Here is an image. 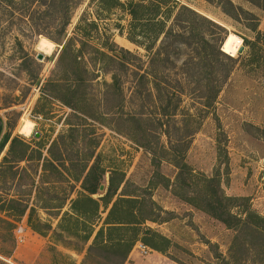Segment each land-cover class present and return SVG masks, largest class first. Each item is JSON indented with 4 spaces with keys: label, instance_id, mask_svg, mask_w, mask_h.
I'll use <instances>...</instances> for the list:
<instances>
[{
    "label": "rangeland",
    "instance_id": "1",
    "mask_svg": "<svg viewBox=\"0 0 264 264\" xmlns=\"http://www.w3.org/2000/svg\"><path fill=\"white\" fill-rule=\"evenodd\" d=\"M130 1L135 0H120L123 4ZM174 1L224 28L223 44L229 46L222 44L223 49L240 57L184 155L197 177L183 173L177 182L178 170L170 162L154 164L149 151L125 135V126L119 122L120 94L108 93L104 84L111 82L108 69H101L102 63L96 61L90 68L93 80L78 88L73 81L77 72L71 58L73 46L60 59L62 46L30 28L32 25L40 32L62 22L57 12L48 11L39 2L29 19L27 0L0 5V141L8 134L9 140L18 138L29 146L28 157L20 162H15L14 154L8 155L10 141L0 151V196L3 200L18 199L26 206L25 215L13 228L6 222L16 211H0V264L106 263L101 257L87 258L92 238L84 239V221L63 217L70 213L71 202L84 192L82 182L94 163V177L102 175L104 188L93 199L105 194L110 177L115 183L124 178L117 194L124 188L127 193L144 195L157 206L156 222H146L145 226L166 237L169 246L165 253L154 254L162 262L136 264H264V0ZM65 4L73 9L68 37L73 36L82 14L93 20L95 12L99 13L97 3L91 0H65ZM101 18L102 39L92 46H102L109 37V43L145 60V51L127 40L130 16L125 10H114ZM41 38L54 45L52 51L37 49ZM241 46L243 51L237 54ZM37 54L43 55L42 60H37ZM67 91L86 97L84 113L78 111L73 99L64 103L54 98ZM182 108L194 112L189 99H184ZM156 141L153 137L144 142L157 151ZM160 141L165 142V137ZM21 148L17 144L14 150ZM6 155L9 162L1 168ZM201 176L215 177L222 194L231 199L224 200L221 209L228 212L225 218L233 227L206 211L209 188ZM29 214L39 232L29 227ZM106 216L107 211L100 210L96 230ZM247 216V225L254 218L255 225H250L257 229L242 224ZM17 225L23 228L19 242L14 233ZM133 249L138 259L153 255L151 249L148 256L135 246Z\"/></svg>",
    "mask_w": 264,
    "mask_h": 264
},
{
    "label": "trees",
    "instance_id": "2",
    "mask_svg": "<svg viewBox=\"0 0 264 264\" xmlns=\"http://www.w3.org/2000/svg\"><path fill=\"white\" fill-rule=\"evenodd\" d=\"M13 1L23 3L22 0H0V5L10 6ZM91 1L97 3L99 13L95 12L93 20L86 19L82 14L74 27L73 36L68 37L67 28L73 9L65 6V0H27L31 6L27 8L26 14L29 19L34 16L39 2L63 19L49 28L40 29V32L32 25L30 28L62 46L60 59L73 46L71 58L77 68L73 81L78 88L93 80L90 79V68L95 67V62L102 63L101 69L107 68L110 74L111 82H104L108 93L118 91L121 97L119 122L125 126V135L148 150L154 164L162 160L170 162L178 170L176 182L183 173L191 174L193 178L194 174L185 163L184 155L191 139L199 131L202 118L216 104L240 59L234 57L236 54L226 51L225 47L222 48L224 28L174 0H135L126 4L120 0ZM228 3L232 7V3ZM119 9L125 10L130 16L127 40L145 51V60L129 50L117 47L114 42L109 43V37L103 40L102 46L91 45L102 39L98 24L101 15ZM75 43L79 45L78 48L74 47ZM244 43L247 45L249 42L244 39ZM262 43L264 45V35ZM224 46L228 48L229 45ZM54 98L64 103H67L68 98L73 99L78 104V111L84 113L82 107L87 102L84 95L77 93L73 96L72 92L67 91L62 97L54 95ZM184 99L190 100L193 113L182 108ZM177 115H181L178 120ZM161 136L165 137V142L160 141ZM153 137L157 139V151H151L144 142ZM9 139L8 134L1 139L0 151L10 141L8 155L14 154L15 162L26 160L29 146L18 138ZM17 144L22 147L19 152L14 150ZM8 155L2 158L1 168L9 162ZM96 166L94 163L88 170L82 182L84 192L71 202L70 213L63 216L76 221L81 219L87 225L83 228L84 239L89 241L92 238L87 258L96 256L101 257L106 262L104 264H124L137 242L153 251L165 253L169 240L145 226L146 222H156V204L144 195L127 193L124 188L117 194L124 178L115 183L113 177H110L105 194L93 199L102 179L100 174L94 177ZM2 172L3 169H0V174ZM201 180L208 183L209 188L204 200L206 211L228 227H233L231 220L225 218L228 212L225 208L221 209L223 201L231 199L222 194L215 177L207 179L201 176ZM23 205L18 199L3 200L0 196V211H16V215L6 222L10 228L25 215L26 206ZM100 210L107 211V216L96 230L95 220L99 219ZM233 219L241 222L236 216ZM253 219L250 218V224L255 225ZM255 219L259 220L257 216ZM247 220L249 216L242 224L247 225ZM250 224L248 228L257 229ZM28 225L33 231L39 232L32 223L31 214L28 216Z\"/></svg>",
    "mask_w": 264,
    "mask_h": 264
},
{
    "label": "crops",
    "instance_id": "3",
    "mask_svg": "<svg viewBox=\"0 0 264 264\" xmlns=\"http://www.w3.org/2000/svg\"><path fill=\"white\" fill-rule=\"evenodd\" d=\"M135 251H136L135 249H133L131 251V253H130L129 257H128V260L126 261L125 264H127V262H128V264H136L135 262H157V261L158 262H162V260H160L159 257H156V256H158V253L156 251H153L152 252L153 255L150 258H148L149 257L148 256L149 255L148 254L149 252L146 253L145 255H147L148 257H145L144 259L143 258L138 259V257L135 256V254H134ZM137 252H140V251H137ZM154 254H156V256H154Z\"/></svg>",
    "mask_w": 264,
    "mask_h": 264
},
{
    "label": "built area",
    "instance_id": "4",
    "mask_svg": "<svg viewBox=\"0 0 264 264\" xmlns=\"http://www.w3.org/2000/svg\"><path fill=\"white\" fill-rule=\"evenodd\" d=\"M262 175L264 176V168H262ZM22 232H23V228L21 225H17V227L15 228V238L17 240V242L22 240ZM135 248L139 249L142 253L146 254L149 250L147 247H145L144 245H142L140 242H137L135 244Z\"/></svg>",
    "mask_w": 264,
    "mask_h": 264
},
{
    "label": "bare ground",
    "instance_id": "5",
    "mask_svg": "<svg viewBox=\"0 0 264 264\" xmlns=\"http://www.w3.org/2000/svg\"><path fill=\"white\" fill-rule=\"evenodd\" d=\"M224 43H225V41H224ZM53 48H54V45L44 38H41L37 43V49L43 53H48V52L52 51ZM222 48H223V46H222Z\"/></svg>",
    "mask_w": 264,
    "mask_h": 264
},
{
    "label": "water",
    "instance_id": "6",
    "mask_svg": "<svg viewBox=\"0 0 264 264\" xmlns=\"http://www.w3.org/2000/svg\"><path fill=\"white\" fill-rule=\"evenodd\" d=\"M243 51V47L241 46L238 51H237V54H241ZM43 58V55L42 54H37V60H42ZM104 186L103 185H100L99 187V190H103Z\"/></svg>",
    "mask_w": 264,
    "mask_h": 264
}]
</instances>
